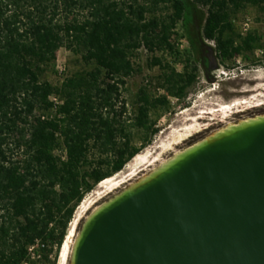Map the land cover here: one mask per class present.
I'll return each instance as SVG.
<instances>
[{"label":"trees","instance_id":"trees-1","mask_svg":"<svg viewBox=\"0 0 264 264\" xmlns=\"http://www.w3.org/2000/svg\"><path fill=\"white\" fill-rule=\"evenodd\" d=\"M248 6L264 12V0H0V264L58 260L85 197L152 143L153 112L197 86L207 42L223 66L258 64L264 36L235 22ZM62 47L92 68L53 83L43 76ZM143 47L165 93L141 87L128 115Z\"/></svg>","mask_w":264,"mask_h":264},{"label":"water","instance_id":"water-1","mask_svg":"<svg viewBox=\"0 0 264 264\" xmlns=\"http://www.w3.org/2000/svg\"><path fill=\"white\" fill-rule=\"evenodd\" d=\"M68 264H264V115L108 195L85 217Z\"/></svg>","mask_w":264,"mask_h":264},{"label":"rangeland","instance_id":"rangeland-1","mask_svg":"<svg viewBox=\"0 0 264 264\" xmlns=\"http://www.w3.org/2000/svg\"><path fill=\"white\" fill-rule=\"evenodd\" d=\"M202 16L201 14V18L196 20L198 27L201 26ZM235 22L237 29L242 32L257 30L264 36V12L257 7L248 6L244 8L238 13ZM181 33L183 35L180 37L179 47L183 52H187L191 49V44L185 35L186 32L182 31ZM207 45L209 46H206V52L201 58L205 57L208 61L205 65L202 62L199 83L190 92L188 98L181 102L174 97H170L171 113H166L164 109L153 112L152 117L157 119L160 131L153 137L152 143L144 148L140 154L148 155V152H150L149 155L160 154V158H152L148 164L136 165L135 168L138 170L133 177L99 200L92 197L93 191L89 193L76 211L69 227V234L78 219L80 220L76 232L78 228L80 229L85 217L92 208L94 209L97 204L106 200L111 193L114 192L113 194H115L117 189L122 188L130 180L148 173L153 166L159 165L161 160L169 159L173 154L212 135L229 124L264 115V50L256 53V57L259 59L256 65L243 58H238L235 65L230 63L228 66H223L212 50L213 44L207 42ZM151 58L152 53L146 48L143 47L139 50L135 60L137 71L128 79L127 89L123 95L124 99L128 101V115H131L134 111L132 102L141 87H147L153 96L165 93L159 86V70L150 66ZM177 66L179 69L184 68L182 64H177ZM91 68L79 56L62 47L56 53L55 68L48 69L43 77L53 83H59L74 72ZM237 101H239V104L235 103ZM194 124L198 128L192 134H188L184 139L178 141L174 148L167 151L163 150L164 146L172 141L175 129L185 132V128H189ZM143 137L141 131L135 130L136 145H141ZM62 252L63 248L56 261L55 252L50 254L49 262H45L37 254L33 258L35 264H53L54 261L55 264H67L63 261Z\"/></svg>","mask_w":264,"mask_h":264},{"label":"bare ground","instance_id":"bare-ground-1","mask_svg":"<svg viewBox=\"0 0 264 264\" xmlns=\"http://www.w3.org/2000/svg\"><path fill=\"white\" fill-rule=\"evenodd\" d=\"M235 103L236 104H239V101H237ZM197 128H198L197 125L194 124V125H191V127H189V128H185V132H182L183 130L175 129V131L173 133V136H172V141L169 144H166L164 146V149L163 150L164 151H167L170 148H174L175 145H176V143L178 141L184 139L186 136H188V134L189 135L192 134L194 132V130H196ZM149 153L150 152H148V155H149ZM148 155L139 154L126 167V169L123 170L121 173H118V174L114 175L113 177L107 178L106 180L102 181L98 185L97 189H95L93 191L92 197H94L95 199L99 200L100 198H102L103 196H105L108 192L114 190L115 188L119 187L124 182H126L128 179H130L131 177H133L137 173V170H138L137 168H135L136 165L141 164V163L148 164L151 161L152 158H157V159L160 158V154L159 155H153L152 154V155H149V156ZM163 161H165V159L161 160L159 163H161ZM79 220L80 219H78L76 221V223H74L73 228L71 230V233L68 235V239L65 241V244L63 246L62 258H63L64 263H67V264H68V261H69L70 253H71V250H72V246L74 244L75 238L77 236V232L79 230V228H78V230L76 232V228H77V224H78V221Z\"/></svg>","mask_w":264,"mask_h":264},{"label":"built area","instance_id":"built-area-1","mask_svg":"<svg viewBox=\"0 0 264 264\" xmlns=\"http://www.w3.org/2000/svg\"><path fill=\"white\" fill-rule=\"evenodd\" d=\"M54 100H55V101H57V99H56V98H54ZM57 102H58V101H57Z\"/></svg>","mask_w":264,"mask_h":264}]
</instances>
